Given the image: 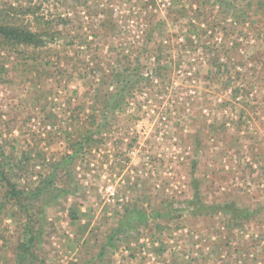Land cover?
Returning a JSON list of instances; mask_svg holds the SVG:
<instances>
[{"label": "rangeland", "instance_id": "rangeland-1", "mask_svg": "<svg viewBox=\"0 0 264 264\" xmlns=\"http://www.w3.org/2000/svg\"><path fill=\"white\" fill-rule=\"evenodd\" d=\"M225 1L0 0L72 20L36 60L0 47L2 170L19 190L51 175L66 190L42 206L37 264H264V13L237 0L242 24ZM129 66L150 77L106 104ZM6 195L0 180V264H17L28 218ZM197 199L255 214L198 215ZM137 211L147 224L99 258Z\"/></svg>", "mask_w": 264, "mask_h": 264}, {"label": "trees", "instance_id": "trees-1", "mask_svg": "<svg viewBox=\"0 0 264 264\" xmlns=\"http://www.w3.org/2000/svg\"><path fill=\"white\" fill-rule=\"evenodd\" d=\"M237 0L228 2L227 0L221 4L222 8L225 7L226 12L241 10L242 13L238 14L237 20L240 23H246L247 8L245 10L239 9L240 5H236ZM264 13V0H258ZM244 3V2H243ZM251 5V0L246 1L245 6ZM41 6L36 5H23V4H0V47H5L10 51H14L20 57H27V59H38L41 56L40 51L46 47L50 41H55L65 34H69L68 24L72 22L71 18L62 14L58 16H45L41 13ZM238 9V10H237ZM69 15V14H68ZM143 31V30H142ZM69 36H71L69 34ZM70 45L74 46V40L70 41ZM30 50L31 54L28 55L27 51ZM21 51V52H20ZM27 55V56H26ZM226 68V65L224 66ZM139 69H133L129 66L125 74L111 75L112 83L117 84V93L106 95L108 98L106 104L118 103V105L130 104V100L126 99L124 94L131 92L133 88H136L142 79H148L149 73H145ZM146 75V76H145ZM114 81V82H113ZM120 88V89H118ZM232 93L235 97H240L245 93V85L241 84L239 87L232 88ZM244 96H242L243 98ZM125 101V102H124ZM107 105V106H108ZM106 106V105H105ZM105 107V109L107 108ZM118 107V106H116ZM217 119V118H215ZM99 131V130H97ZM96 132H89L86 138L81 139L80 142L74 144V153L71 158L73 159L79 151H81L86 143H89L94 137ZM2 182H5L7 187V195L10 201H13L19 211L28 218L25 227L24 234L19 239L16 262L17 264H37L38 256L36 255L35 248L40 244L42 238V230L46 221L43 205L49 204L51 200H58L66 191L65 189L56 187L55 175H51L49 178L41 180L35 190L24 191L19 190L18 186L11 181L6 173L2 170L0 164ZM40 203L39 205H37ZM194 205L193 211L198 215H208L209 213L223 212L230 214L235 220L234 223H242L249 220L255 212L250 208H239L233 203H227L225 205H208L201 202L199 199L192 201ZM4 204L0 207L3 209ZM34 209H37V213H32ZM135 216H127V219L123 223L119 224L114 230L111 236L108 238L106 244H104L101 252L98 254L99 258H103L107 248H114L116 246L115 238H118L124 231H132L135 227L143 226L147 224L148 217L142 212L137 211ZM159 227V226H158ZM38 228V229H37ZM44 264V262H42Z\"/></svg>", "mask_w": 264, "mask_h": 264}, {"label": "built area", "instance_id": "built-area-1", "mask_svg": "<svg viewBox=\"0 0 264 264\" xmlns=\"http://www.w3.org/2000/svg\"><path fill=\"white\" fill-rule=\"evenodd\" d=\"M205 111H206V110H204V112H205ZM205 113H207V111H206ZM163 119H165V118H163ZM162 140H163V139H162ZM185 155H186V154H185ZM187 155H188V153H187ZM147 159H148V161H149V160L151 161V157L148 156ZM180 159H185V156H181ZM108 191L111 192L112 195L114 194V192H113V187H112V186L108 188Z\"/></svg>", "mask_w": 264, "mask_h": 264}]
</instances>
